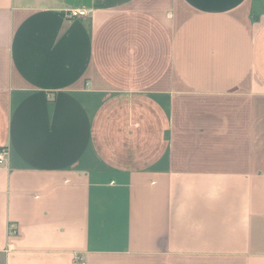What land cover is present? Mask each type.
I'll list each match as a JSON object with an SVG mask.
<instances>
[{"label": "crops", "instance_id": "obj_1", "mask_svg": "<svg viewBox=\"0 0 264 264\" xmlns=\"http://www.w3.org/2000/svg\"><path fill=\"white\" fill-rule=\"evenodd\" d=\"M0 148V264H264V0H0Z\"/></svg>", "mask_w": 264, "mask_h": 264}, {"label": "built area", "instance_id": "obj_2", "mask_svg": "<svg viewBox=\"0 0 264 264\" xmlns=\"http://www.w3.org/2000/svg\"><path fill=\"white\" fill-rule=\"evenodd\" d=\"M89 10L86 8H70L67 11V18L69 19H75L82 16H88ZM6 152L4 148H0V165L3 164L6 160L5 156ZM73 264H87L85 258L78 257L73 262Z\"/></svg>", "mask_w": 264, "mask_h": 264}, {"label": "rangeland", "instance_id": "obj_3", "mask_svg": "<svg viewBox=\"0 0 264 264\" xmlns=\"http://www.w3.org/2000/svg\"><path fill=\"white\" fill-rule=\"evenodd\" d=\"M78 257H82V256H77L76 258H78ZM76 258L73 260V262L76 260ZM82 258H84V257H82Z\"/></svg>", "mask_w": 264, "mask_h": 264}]
</instances>
